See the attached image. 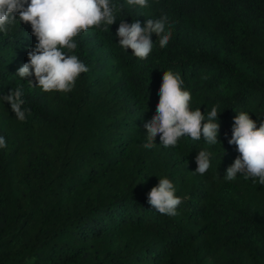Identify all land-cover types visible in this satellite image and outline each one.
Here are the masks:
<instances>
[{
    "label": "trees",
    "instance_id": "obj_1",
    "mask_svg": "<svg viewBox=\"0 0 264 264\" xmlns=\"http://www.w3.org/2000/svg\"><path fill=\"white\" fill-rule=\"evenodd\" d=\"M114 2L125 7L108 31L75 38L89 71L69 93L16 76L36 43L29 24L0 33V264H264V185L224 178L239 155L228 143L234 117L264 121V0ZM162 15L165 48L146 60L120 48V20ZM168 70L180 73L193 110L218 106L220 143L183 137L165 148L158 135L143 147ZM18 86L25 122L2 100ZM201 150L213 153L204 175L195 173ZM162 177L183 198L176 216L147 203Z\"/></svg>",
    "mask_w": 264,
    "mask_h": 264
},
{
    "label": "clouds",
    "instance_id": "obj_2",
    "mask_svg": "<svg viewBox=\"0 0 264 264\" xmlns=\"http://www.w3.org/2000/svg\"><path fill=\"white\" fill-rule=\"evenodd\" d=\"M127 6H148V0H126ZM125 5L114 0H0V33H8L17 23L29 24L36 38L34 46L27 50V62L17 70L16 76L27 79L28 84L39 87L44 93H69L81 74L89 68L73 54L78 47L76 37L92 28L108 31L107 26L117 21V14ZM158 37L153 42L152 36ZM119 46L131 49L132 55L146 60L156 44L165 48L172 37L167 15L138 19L131 23L120 20L116 30ZM34 77V80L32 79ZM159 102L155 115L145 124L146 142L143 147L151 149L159 135L165 148L176 147L183 137L199 141L201 136L208 145H216L220 128L218 106L207 113L191 107L192 93L185 88L180 73L171 70L163 73L159 88ZM20 122H25L29 109L24 108V89L16 87L2 97ZM218 121V122H217ZM229 145H235L239 155L226 169L224 178L233 181L239 175L253 183L264 185V121L259 126L248 112L241 111L234 117ZM7 143L0 136V148ZM213 153L201 150L195 157V173L204 175L211 167ZM147 203L162 215L176 216L183 198L176 195V188L167 177L159 178L158 184L147 194Z\"/></svg>",
    "mask_w": 264,
    "mask_h": 264
}]
</instances>
